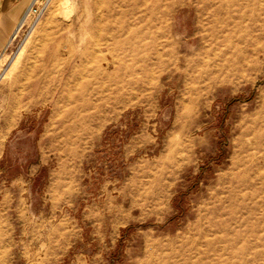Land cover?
<instances>
[{
    "label": "rangeland",
    "instance_id": "rangeland-1",
    "mask_svg": "<svg viewBox=\"0 0 264 264\" xmlns=\"http://www.w3.org/2000/svg\"><path fill=\"white\" fill-rule=\"evenodd\" d=\"M22 21L0 51V264H264V0Z\"/></svg>",
    "mask_w": 264,
    "mask_h": 264
},
{
    "label": "crops",
    "instance_id": "crops-1",
    "mask_svg": "<svg viewBox=\"0 0 264 264\" xmlns=\"http://www.w3.org/2000/svg\"><path fill=\"white\" fill-rule=\"evenodd\" d=\"M30 1L0 0V51L6 47L9 40H12L19 22L23 19L20 18L28 8Z\"/></svg>",
    "mask_w": 264,
    "mask_h": 264
},
{
    "label": "bare ground",
    "instance_id": "bare-ground-1",
    "mask_svg": "<svg viewBox=\"0 0 264 264\" xmlns=\"http://www.w3.org/2000/svg\"><path fill=\"white\" fill-rule=\"evenodd\" d=\"M256 1L257 0H252V2H256ZM153 3H155V0H152V6H153ZM228 13H231V11L228 12ZM213 16L215 18L214 21L216 22V26L215 27L213 26L214 28L212 29V32L210 33L211 36H213V37L216 34H219L220 32H223L227 28V26L229 24L235 23L236 19L238 20V19H241L242 18V15L241 14L239 15L237 12H235L234 14L224 15V18L219 17L215 13L213 14ZM24 18H25V16L23 17V21L22 22H24ZM22 24H21V26H22ZM217 24H219V26ZM231 30H233V28Z\"/></svg>",
    "mask_w": 264,
    "mask_h": 264
},
{
    "label": "built area",
    "instance_id": "built-area-1",
    "mask_svg": "<svg viewBox=\"0 0 264 264\" xmlns=\"http://www.w3.org/2000/svg\"><path fill=\"white\" fill-rule=\"evenodd\" d=\"M49 0H31L28 8L24 13V21L30 15H33L34 18H39L46 10Z\"/></svg>",
    "mask_w": 264,
    "mask_h": 264
}]
</instances>
